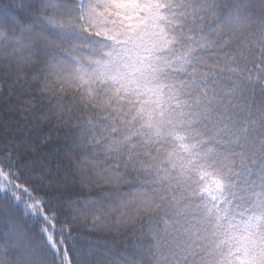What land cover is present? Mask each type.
Masks as SVG:
<instances>
[{"label": "snow or ice", "instance_id": "obj_1", "mask_svg": "<svg viewBox=\"0 0 264 264\" xmlns=\"http://www.w3.org/2000/svg\"><path fill=\"white\" fill-rule=\"evenodd\" d=\"M0 264H264V0H0Z\"/></svg>", "mask_w": 264, "mask_h": 264}, {"label": "trees", "instance_id": "obj_2", "mask_svg": "<svg viewBox=\"0 0 264 264\" xmlns=\"http://www.w3.org/2000/svg\"><path fill=\"white\" fill-rule=\"evenodd\" d=\"M5 2H6V0H5ZM43 135H44V136H47V135H48V131L45 130V131L43 132Z\"/></svg>", "mask_w": 264, "mask_h": 264}]
</instances>
